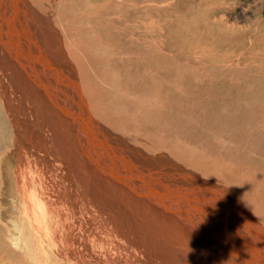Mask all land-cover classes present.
<instances>
[{
  "label": "bare ground",
  "instance_id": "obj_1",
  "mask_svg": "<svg viewBox=\"0 0 264 264\" xmlns=\"http://www.w3.org/2000/svg\"><path fill=\"white\" fill-rule=\"evenodd\" d=\"M155 6L0 0V182L34 262L64 250L58 264H264V152L227 156L243 158L234 168L200 134L172 141L165 110L211 79L175 69ZM133 64L157 80L145 83ZM244 140L229 138L245 151Z\"/></svg>",
  "mask_w": 264,
  "mask_h": 264
},
{
  "label": "rangeland",
  "instance_id": "obj_2",
  "mask_svg": "<svg viewBox=\"0 0 264 264\" xmlns=\"http://www.w3.org/2000/svg\"><path fill=\"white\" fill-rule=\"evenodd\" d=\"M154 2L156 5L155 18H157V23L159 26H164L165 28H163L162 37L163 39L167 38L173 55L177 58L174 65L180 64L179 66L175 65V69L187 66V70L191 72L203 70L207 78L211 79L202 81L203 85L200 83L195 86L190 85L188 88L190 89L189 95L181 94L182 98L179 95L180 93H177L178 91L181 92L180 89L178 87L174 88L173 83L170 81L174 88L173 90H177V92L175 91L174 93H177L180 97H174L173 99L175 100L170 103L171 110L170 108L169 110L166 109L168 111L165 110V115L169 114L170 116L168 117L166 115L165 118H167L168 121L173 120L170 122L171 125L169 124V127H171L169 129H172L170 130L172 141H175V139H177L176 137L182 132L184 133L182 134L188 136V138L191 137L190 140H192V138L194 139V136L196 137L197 134H200L204 140V149H210L211 146V149L214 150L215 147L216 151L214 152L220 155L224 161L230 160V163H236L233 164L234 168H236L235 166L237 163L240 165L243 162V158H239L240 160H238V157L234 156V161L237 160L241 163L236 161L233 162V160L230 159L233 155L242 152L240 155L238 154V156L240 157L242 154V156L246 155L244 159L251 158L253 155L257 157V154L264 152V147L261 151L258 146L259 142H264V0H154ZM137 13H145V11L142 10L141 12L138 10L128 15L133 16ZM142 20L146 21L147 17L143 15ZM159 22H161L162 25ZM145 40L146 38L141 40V43L143 42V54L145 56L146 54L150 56L149 53H155V49L152 47V42L150 43L151 47L147 44L150 41L149 39L148 41ZM131 48L132 47L128 45V52L133 50ZM144 63L143 64L147 66L151 65L150 67L153 70L155 69V73L159 75L157 76L159 80L152 78L154 77L153 72L147 69H145L147 72L144 71V67L147 66L143 67L140 65L141 67L139 66V69L137 67L138 65L136 66V64H133L132 72L134 71V67L137 73L139 72L141 74L144 71L141 74V76H143L141 78L143 80L145 78V83H148V81L155 82L156 80L163 83L166 82L165 78L160 74V68L149 61H145ZM149 72H151V76ZM138 77H140V75H138ZM142 79H140L141 82ZM196 80L199 81L200 79L197 78ZM190 101H192V104ZM260 101L262 102L260 103ZM187 103L189 105H187ZM180 110L183 111V113H181ZM170 112L173 113L171 114ZM174 112L178 113H175V115ZM198 115L199 117H197ZM232 118L234 120H232ZM178 119L182 125L181 123L174 125L176 123L173 122H179ZM185 122L187 125L184 124ZM189 122L190 125L188 124ZM224 122H226V124H224ZM194 125H197V127L194 128ZM187 126L191 127V130ZM197 128L199 131H196L198 130ZM210 128L212 130H210ZM192 130L193 133L191 132ZM244 130H249L248 137L245 136L247 135V131ZM177 131H179V134ZM231 131L236 133L232 135L233 132ZM176 133L177 135H175ZM192 134L194 135L191 136ZM231 137L234 139L238 138L239 140L241 137H244L246 141L249 140L247 141L248 143L246 142L247 147L252 144L249 147L251 148L253 146L252 149L255 150L250 152V149L246 146L245 151L243 149L244 147L240 149V146L236 142L231 143L229 141V138L233 139ZM245 140L244 143H241L242 145H245ZM253 140H255V142ZM178 141H181V138ZM208 141L210 143H208ZM211 142L213 144L216 142L214 144L215 146L210 145L212 144ZM229 143H231L232 146H229ZM216 144L219 145L216 146ZM225 145H227L226 149ZM233 145H237L235 146V151ZM256 146L260 151L256 150ZM229 147L231 148L229 149ZM187 148L189 149V147ZM236 148L238 150H236ZM230 150L232 152H230ZM217 151H221L222 154L217 153ZM226 152H228V154H226ZM248 152H250V154ZM194 153L198 154L196 151ZM230 155L232 156L230 157ZM227 156L230 158L228 159ZM229 166L230 165L226 167ZM210 168L212 169V166L209 167V170H211ZM213 168L217 169V166ZM230 170L232 172L235 169L231 167ZM2 187L5 188L3 189ZM12 192L13 190L10 186L4 181L2 183L0 182V199L3 198V200H0V256L3 257L0 258V264H40L39 262H34V258L31 256L32 246L29 237H27L29 235H25L17 223L18 214L15 211L17 210L18 202L15 195H12L14 194ZM8 205L12 207L15 205L16 209L13 208L14 211L9 213L11 207L8 209ZM1 210L3 211L1 212ZM56 258H68V256L64 250H62V252L50 253L44 263L58 264Z\"/></svg>",
  "mask_w": 264,
  "mask_h": 264
}]
</instances>
